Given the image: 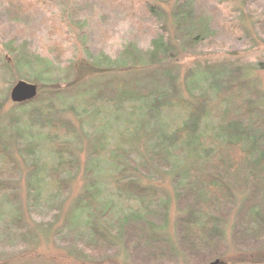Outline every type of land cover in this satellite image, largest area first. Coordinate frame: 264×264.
I'll return each mask as SVG.
<instances>
[{"label":"rangeland","instance_id":"1","mask_svg":"<svg viewBox=\"0 0 264 264\" xmlns=\"http://www.w3.org/2000/svg\"><path fill=\"white\" fill-rule=\"evenodd\" d=\"M42 1L46 6L37 4L27 10L33 1L22 0L25 10L18 15L17 0H0V137L18 168L5 180L10 187L8 198L0 200V264H209L216 260L221 264H264V236L254 243L244 242L246 235L236 233L234 215L223 220V258L205 259L197 250L182 249L176 225L185 213L179 209L171 171L150 161L146 149L150 127L130 144L135 151L131 158L141 167L128 163L119 171H125V180L139 182L161 201H168L164 206L166 226L158 236L169 240L171 255L151 257L134 235H120L105 225L104 211L92 214L93 221H89L91 229H99L100 239H95L86 226L90 216L77 208L88 185L96 181L93 176L104 175L109 167L108 152L105 159L92 160V146L103 136L113 145L117 132L126 130L129 121L130 102L113 111L117 106L97 98L107 82L153 87L164 80L169 95L178 93L189 99L188 73L194 71L198 79L202 74L210 78L208 86L210 80L213 84L247 85L257 93L254 105L264 112V0H166L164 4L158 0ZM144 6L161 7V11L153 15ZM184 12L201 19L203 40L190 47L182 44L181 56L163 68L176 74V80L162 78L156 66L142 67L140 58L141 64H137L153 38L182 36L175 13ZM130 51L134 59L128 57ZM4 61L9 62L8 67ZM79 77L74 86L60 92L44 88L46 84L65 86ZM19 81L37 86V103L19 107L12 102L11 91ZM51 103L58 109L55 116L70 131L63 134L61 143L74 150L77 173L71 176L66 193L53 191L43 180L38 191L41 199L34 200L32 174L47 164L45 175H49L55 164L49 156L47 130L38 126V120L29 119ZM176 112L167 109L161 115L170 122L176 120ZM99 190L100 201L114 204L115 211H135L136 198L119 196L109 181H101Z\"/></svg>","mask_w":264,"mask_h":264},{"label":"trees","instance_id":"2","mask_svg":"<svg viewBox=\"0 0 264 264\" xmlns=\"http://www.w3.org/2000/svg\"><path fill=\"white\" fill-rule=\"evenodd\" d=\"M32 1L28 3L27 10L36 8L37 4L46 6V2L42 0ZM158 2L164 4L166 0ZM15 4L16 13L23 15L25 8L22 0H17ZM158 9L161 11V7L144 6V11L153 15L159 14ZM183 9L185 11L186 8L183 6ZM175 14L181 38L179 35L174 39L172 36L153 38L149 51L143 56L144 60L138 57L140 63H137L141 64L142 61V67L156 66L162 73V78L170 77L172 80H176V74L163 68L181 56L182 44L190 47L203 40L199 34L203 29L198 24H201V19H193L190 14L187 17L185 12ZM128 54L130 57L133 53L130 51ZM131 58L134 59V55ZM3 65L8 67L9 62L4 61ZM92 69L96 72L100 70L94 67ZM188 75L191 81L189 99L178 93L169 95L164 80L153 87L112 80L98 92L97 98L102 103L117 106L113 111L121 110L125 101H128L131 103L128 105L131 112L128 114L127 129L117 132L113 145L103 136L92 146L91 155L95 156L92 160H101V157L105 159L104 155L108 152L109 159L106 163L109 167L104 175L93 176L96 181L88 185L77 208L82 214L90 216L86 219L88 229H91L89 221H93V215L104 211L103 215H107L108 219L105 225L113 227L120 235H134L136 243L145 246L151 257L171 255L169 240L158 236L166 226L167 213L164 206L167 207L168 201H161L157 193L142 187L139 182L135 184L125 180L122 176L125 171H119L121 166L129 164L141 167L131 158L135 151L130 144L139 141L145 127H150L152 132L145 135L150 161L171 171L178 206L182 214L185 213L176 225L182 249L197 250L205 259L223 258V220L233 218L234 215L236 233L246 235L243 239L246 243H254L264 236V112L254 105L257 93L247 85L235 86L220 81L213 84L210 80L211 86H208V78L204 74L199 75L200 79L194 71ZM81 78L65 86L46 84L44 88L60 92L63 88L74 86ZM39 98L37 96L32 101L17 105L25 107L37 103ZM46 109L49 111L37 109L29 121L38 120V126L42 124L47 130L45 138L49 142V156L55 165L50 169L49 175H45L47 164H42V168L32 174L29 181H33L34 200L41 199L38 191L42 188L43 180L53 191L66 193L71 176L77 173L74 169V150L61 143L63 134L70 131L66 123L55 116L58 109L54 103ZM167 109H176L178 116L175 121L169 122L167 117L161 115ZM111 169L114 172L107 174ZM17 170L14 158L6 150L0 137V200L8 198L10 187L5 180L10 179ZM101 181H109V186L119 196L136 198L135 211L119 213L115 211L114 204L101 202ZM97 228L94 226L91 231L95 239H100Z\"/></svg>","mask_w":264,"mask_h":264},{"label":"water","instance_id":"3","mask_svg":"<svg viewBox=\"0 0 264 264\" xmlns=\"http://www.w3.org/2000/svg\"><path fill=\"white\" fill-rule=\"evenodd\" d=\"M38 93V88L36 85L19 81L11 91V100L15 104H22L32 101L36 98ZM209 264H221L220 260H216Z\"/></svg>","mask_w":264,"mask_h":264}]
</instances>
